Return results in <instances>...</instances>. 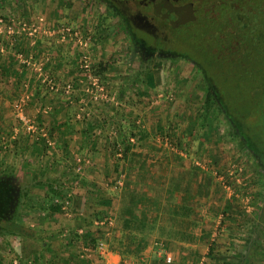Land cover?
<instances>
[{"label":"crops","instance_id":"obj_1","mask_svg":"<svg viewBox=\"0 0 264 264\" xmlns=\"http://www.w3.org/2000/svg\"><path fill=\"white\" fill-rule=\"evenodd\" d=\"M57 7L60 15L56 17L55 22L66 21L68 24H31L42 27V33L35 38L18 35L0 36V141L3 140V144L8 141L9 150L14 151L16 147L14 148L12 144L25 135L28 138L25 151L18 150V152L19 155L24 153V158H29L28 169L34 172L52 173L57 164L56 172L60 174L58 178H64L62 173L73 174L75 171L77 174L74 178L71 177V187H67L68 190H66L69 191L67 196L73 197V205L77 208H73L70 215L57 214L52 217L58 220L64 216L68 218L62 221L67 223L60 226L59 230L57 228L55 232L52 230L54 232L52 239L41 240L47 252V258L43 262L45 264H98L101 260L105 264H183L184 252L187 249L190 253H197L194 245L171 243L168 249H163L153 244L140 257L133 256L124 260L122 253L127 250L129 242L124 240V247H120L118 243L130 232L124 228L122 196L125 188L135 192L138 198L135 204V216L139 217L145 212V216L150 218L151 227L146 229L145 234L152 238H156L157 226L163 216L165 198L176 196L178 203L187 199L190 205L196 207L201 217L200 226L195 233L206 239L210 234L207 231L204 232L203 223L208 221L209 207L213 204L210 197L197 196L196 189L197 184H209V171L204 165L194 163L192 157L188 156V151L168 147L160 141L159 135L153 134L150 125H157V123L151 122L149 126L144 123L143 114H148L145 105H140L141 111L144 112L140 116L137 112L138 105L136 109H130L129 105L126 106V103L122 102L121 106H117L118 103L113 104L110 100L100 104L90 101L87 80L77 70L80 59L77 52V50L80 51L78 43L74 39L71 40L68 34L65 36L67 39H64L61 32L64 28H71L79 32L83 40L89 39L91 61L95 65L97 60L104 59L103 55L100 59L95 54L104 51L109 27L106 26L107 24L104 26L107 29L101 32L102 41L98 43L96 41L99 37L96 30L98 21L95 26L89 21L86 22L84 13L87 12L84 8L74 6L70 17L68 4ZM16 8L12 9L15 13L27 10L26 6L23 10ZM31 9L30 14L18 20L29 22L33 20L32 17L44 20L46 17L42 15L44 11H36V6H34L35 10L32 6ZM28 17L31 18L28 19ZM73 22L75 24H72ZM44 76L62 84L73 82V92L65 95L51 92L42 82ZM20 109L34 121L38 128L40 126L41 129L46 130L52 142L46 149L43 147L42 140L39 139L42 137L40 131L29 139L31 134L19 119ZM130 110L136 112V119ZM135 123L137 129L133 130L132 126ZM140 128L149 131L148 138L142 141L138 140V136H131L134 133L138 134ZM182 136L185 139L188 137L187 133ZM122 138H130L132 142L131 150L125 158L122 155L119 156L122 159L118 169L120 177L117 179L112 142H118ZM45 141L47 143L46 139ZM35 158L37 163H34ZM146 172L155 173L153 181L149 180ZM194 174L197 180L191 184L192 191L188 195L175 191L176 183L172 181V178H182L183 184L187 185ZM83 180L88 181L86 186L83 185ZM61 183L66 186L64 180H61ZM62 189L66 188L62 187ZM217 191L218 187L212 184V194ZM88 216L101 218H92L94 220L92 226L76 228ZM104 219L110 220L111 224L105 226L96 224L97 221ZM75 228L79 236H85L90 230L97 229L102 235L99 242H104L108 246L106 258H100L90 242H85L83 239L80 242H74L71 234ZM80 231H83V234H80ZM256 248L240 246L235 253L248 252L246 264H264V250L257 254ZM168 256L172 258L170 263L167 261ZM154 257L163 259V262L155 261Z\"/></svg>","mask_w":264,"mask_h":264},{"label":"rangeland","instance_id":"obj_2","mask_svg":"<svg viewBox=\"0 0 264 264\" xmlns=\"http://www.w3.org/2000/svg\"><path fill=\"white\" fill-rule=\"evenodd\" d=\"M61 4H68L70 17L74 6H81L84 8L85 12H87L84 13L85 20L86 22L89 21L93 26L96 25L100 18L98 13L87 1L78 2L73 0H35L24 5L27 7L26 11L15 13V11L13 12L12 9H10L9 11L0 13V17L15 18L18 22V18H24L26 14H30V10H32L31 6L33 9L34 6H36V11L38 12L41 8L45 7L41 11H44L42 15H46V17L44 16L45 18L43 21L39 20L37 17H32L33 20L30 19L31 21H29L32 24H64L66 21H64V23H62L63 21L55 22L56 17L60 15L57 6ZM41 5L42 7L40 8ZM24 6L17 5L15 7H18L16 9L23 10ZM11 12H13L14 15L11 14ZM29 18L31 17H28V19ZM59 19L62 18L59 17ZM34 21L39 22L35 23ZM72 24L75 23L73 22ZM106 26L109 27V31L107 30L108 40L106 39L104 42V51H100L95 55L97 58H104V61H108L111 64V68L105 80V86H107L110 98L112 99L111 103H118L119 105L117 106H121L120 103L122 102L126 103V106L129 105L128 107H130V109H136L138 105L137 100L139 101L140 98L143 99L144 101L141 100V102L144 103H139V110H137V112H139L141 116L143 111H141L142 108L140 104L143 106L145 105L148 114L145 115L143 112L144 123L148 126L152 123H157V125H150V130L153 134L156 136L159 135L160 141L172 148L176 147L177 144L173 135L182 136L187 133L188 137L183 144V149L190 152L194 163L204 165L208 169L209 175L214 176V180L216 179L214 184L218 187V191L216 193L213 192L210 196L214 207H209L208 221L203 223L204 232L207 231L210 235L201 242L192 244L197 250V253H190L188 251L189 249H187L186 252H184L182 263L202 264L203 262H210L212 258L209 256V248L214 240H216L218 245L215 255L220 260L229 259V257H239L241 253L237 254L235 251L239 250L240 246H245L248 234L250 233H254L252 234L254 238H251V241H253L251 243H253L254 246H252L253 244L249 246L254 248L257 247V250L259 246H264V213L262 211L264 199L261 198L260 179L253 164L252 157L237 147L236 142L230 138L227 134V130L220 124V121L217 120L216 125L219 129V133L207 135V138L202 142L198 140V136L203 132L201 131L200 133V130H195V136L189 138L190 131L195 129L194 121L195 117L198 115L197 111L203 106L204 101L202 92L196 86V80L192 75H189L187 71H183L182 73L176 72V74L171 75L163 73L155 77V79H153L152 76L145 77L142 80L130 78L123 60L122 38L119 34H116L111 24H107ZM90 50L91 47L89 46V51ZM262 53H264V51ZM91 54L90 52V55ZM102 55L104 57L101 58ZM100 62V60H97L93 66H97ZM224 78H226V76H222V84L226 89L228 79L227 82H225ZM153 80L154 82L151 83ZM147 83L150 84L147 86ZM242 95L247 96L248 101L247 105L242 109L243 112L237 116L240 121V127L247 135L252 146L261 153V159L264 161V94L257 93L255 96H251V94L245 92L238 96V94L236 95L234 92L231 93V97L238 100H240ZM119 98H121V101H119ZM130 112L133 113L132 115L136 119V112L131 110ZM160 127L163 133L159 130ZM2 142L4 141H0V164L2 163L8 166L15 165L19 168H26L30 165L27 163L29 158H24V153L18 157L16 149H14V151L9 150L10 143L8 141H5V144ZM186 144L188 145L186 146ZM36 158L33 159L34 163L38 162ZM56 167L57 164L53 172L51 171L52 173L29 170L37 175L39 182L52 183V177L58 178V176H60V174L56 172L58 168ZM72 176L74 178V174L72 173H62V177L64 178H58L59 180L65 181L66 186L61 183V186L66 188L65 191L68 190L67 187H71L70 179ZM46 194L47 187L40 185L36 189V196H33L30 201L32 213L27 220L26 234H30L29 236L33 239L27 238V235H25L26 237L20 235L10 242L8 241L1 245L0 264H14L13 260L15 257L19 258L21 264H28L29 260L35 261L36 264H43V261L46 260L47 252L45 248L42 247L41 240L46 239L49 241L52 239L56 228L59 230L60 226L67 223L62 221H66L68 218L66 216L62 218L58 217L59 220L53 219L52 217L47 218L45 216L46 212L37 211L38 202L41 203ZM229 200H234L236 202L237 208L233 210L236 215L233 219L226 216L225 219L224 217L220 218V215H222L229 204ZM33 207H35V209H33ZM72 209L71 207L68 212L71 213ZM250 218H252V222H250ZM223 220L224 223L222 224ZM52 230H54V232H52ZM228 253L230 254L229 257L226 255ZM178 256H180L179 253ZM23 259L29 260L24 261Z\"/></svg>","mask_w":264,"mask_h":264},{"label":"flooded vegetation","instance_id":"obj_3","mask_svg":"<svg viewBox=\"0 0 264 264\" xmlns=\"http://www.w3.org/2000/svg\"><path fill=\"white\" fill-rule=\"evenodd\" d=\"M32 1L0 0V13ZM73 1H87L122 38L130 78L142 80L183 71L193 76L203 99H211L216 120L237 147L252 157L264 199V170L253 158L237 117L248 98L231 97L232 92L238 96L264 94V0H170L176 6H198L196 20L176 29L155 15L150 4H141L132 13L117 0ZM222 76H226L225 82L228 79L226 89ZM39 186L37 175L27 167L0 164V246L27 230L30 201Z\"/></svg>","mask_w":264,"mask_h":264},{"label":"trees","instance_id":"obj_4","mask_svg":"<svg viewBox=\"0 0 264 264\" xmlns=\"http://www.w3.org/2000/svg\"><path fill=\"white\" fill-rule=\"evenodd\" d=\"M107 23H108L107 20L103 17L98 20V23L96 26L97 35H99V37L96 40L98 43L100 41H102L100 38V35H101V32L105 29L104 26ZM77 52L79 53V58H81L82 50L81 49H80V51L77 50ZM110 65L111 64L108 61L102 60L97 66H93V68H92V73L95 76L100 78L103 85H105L107 73L111 68ZM77 68H78L77 70H79V66ZM152 78L155 79L153 76H152ZM153 82H154V80L151 81V83H153ZM71 84L73 85V82H71ZM149 84L150 83H147L146 85L148 86ZM73 90H74V86H73ZM107 90H108V88H107ZM55 94H64V93H55ZM89 95H90V101L93 103H96V104L106 103L109 100L112 101V99L110 98V95H109V100H99V101H94L92 99V95L91 94H89ZM141 100L144 101L141 98L139 101L137 100L138 105H139V103H144V102H141ZM119 101H121V98H119ZM197 114L198 115L195 117V121H194L195 122V125H194L195 129L193 131H190L189 138L194 137L196 131H199V130H200V133H201V131L203 132L202 134H200V136H198L199 137L198 140L202 141V142H203V140H205L207 138V135L209 136L212 133H219V129L217 128V125H216L215 109L213 108V104L211 103V99L209 97L204 98L203 106L199 108V110L197 111ZM38 129L40 130L41 127L39 126ZM132 129L133 130L137 129L136 123L132 126ZM159 130L162 132L161 127L159 128ZM148 133H149V131L140 128V130L138 131V134L134 133L131 136L132 137L138 136L139 137L138 140L142 141V140H145L148 138ZM29 134H31V133H29ZM32 135L33 134H31V136H29V139L32 138ZM243 136L246 138V144L248 145V148L251 149L252 152L254 153L253 158H255L256 160L259 161L260 165L262 166V168L264 170V161L261 159V156H262L261 153H259L255 149V147L252 146V143L248 140V137L246 134H243ZM173 137H174V139H176L175 140V142L177 143L176 148H178V149L181 148L182 150H185L187 152L186 149H183V144L186 141L185 137L177 136L175 134L173 135ZM36 139H38V138H36ZM39 139H40V141L42 140V142L44 143L43 147H44V149H46L48 147V143H46L45 138L39 137ZM171 140H173V139H171ZM27 141H28V138H26L25 135H22V137H19L18 142L15 141L12 144V146H14V148L15 147L17 148V149L15 148L17 150V152H18V150L19 151H21V150L25 151ZM40 141H39V143H40ZM131 142L132 141L130 138L129 139L128 138L127 139L122 138V139L118 140V142L117 141L112 142L114 159L116 161L117 179L120 177V174H118L119 173L118 169H119L120 161L122 159L119 156L122 155V157L125 158L127 153L131 150ZM187 145L188 144H186V146ZM187 153H188V156L191 157L189 151ZM18 157H19V152H18ZM177 159H179V158H177ZM77 169H75V170L77 171ZM73 174L74 175L76 174L75 171ZM147 174L149 175L148 176L149 180L153 181V179L155 177V173H153V174L147 173ZM194 176H195V174L190 177V180H189V182H187V185L183 184L184 181L182 178H178V177L172 178V181L174 183H176L175 184V187H176L175 191L182 192L185 195H188L192 191L191 184L195 183L194 181L197 180L196 176L195 177ZM226 176H228V175H226ZM215 180H214V176H210L209 184H205V185L197 184V189H196L197 196L202 195L203 197L209 198L212 194V184H214ZM51 181H52V183L39 182V185L47 187V194L44 196L43 201L41 203L38 202V210L37 211L46 212L45 216L47 218L53 217L57 214H64L65 213V211L63 210V207L65 205L64 200L68 197L67 194L69 193V191L62 190L61 180H59L57 177H52ZM83 182H84L83 185H85V186H86V184H88L87 183L88 181H86V180H84ZM146 184L148 185V183H146ZM124 191H125V193L122 196V203H123L122 216L124 219V228L128 232H130V234L127 237H124L123 240L120 239L119 243H118V239H116V242L118 243V245H120V247H124V245H125L124 240H126V242H129L127 250L122 253L124 260L130 259L133 256L140 257L142 255V253L150 245H153V244H157V246L162 247L163 249H168V247L171 243L196 244L201 239H204L203 237L197 236L195 233L196 229L200 226V223H201V220H200L201 217H200L199 211H197L195 206L190 205L189 201L187 199H183L181 203H178L176 201V196H172L168 199L165 198V206H164L163 212H162L163 216L161 217L160 224L157 226L156 238H152L149 235H146L145 231L147 228L151 227L150 226L151 220H150V218L148 219L145 216V212L141 213V215L139 217L135 216V213H136L135 204H136V201L138 199L137 195L135 194V192H133L129 188H125ZM71 200H72V205H73V197H71ZM229 201H230L229 204L227 205L226 209L222 213V217H224V219H225V216L233 219V217L236 215V213L233 211L235 208H237L236 202L234 200H229ZM72 208L76 209L77 207L73 205ZM33 209H35V207H33ZM92 218L93 219L94 218L99 219L101 217L88 216V218H86V220L84 222H81L80 224H78L76 228L83 227V226H90V225L92 226L93 221H94ZM249 220H250V222L253 221L252 218H250ZM223 223H224V220H223L222 224ZM76 228L73 231V233L71 234L73 241L74 242H80V240L83 239L85 242H90L92 245V248L96 249L97 245L99 244V238H100V236H102L98 232V230L97 229L96 230H90L85 236L84 235L79 236L78 230ZM26 233L27 232L25 231L23 234H21V236L26 237L25 236V235H27ZM252 234H254V233L248 234V238L245 242V246H247V247L249 245L253 244V243H251V242H253V241H251V238H254L252 236ZM29 235L30 234L27 235V238L33 239ZM257 239H258V237H257ZM257 239H255V240H257ZM112 246H114V245H112ZM252 246H254V244ZM42 247H43V244H42ZM217 247H218L217 242H216V240H214L212 242L210 248H209V256L212 258V260L210 262H203L202 264H246V261L248 258V252L247 253L242 252L240 254V256L235 257V259L233 257H229L230 254L228 253L226 255L229 257V259H221L220 260L215 255L217 252ZM262 249L264 250V246H261V247L259 246L258 247L259 251H257V252H261ZM27 257H29V256H27ZM28 260L26 259L24 261H28ZM154 260L163 262V259L161 260L160 258H157V257H154ZM44 263L45 262H43V264Z\"/></svg>","mask_w":264,"mask_h":264},{"label":"built area","instance_id":"obj_5","mask_svg":"<svg viewBox=\"0 0 264 264\" xmlns=\"http://www.w3.org/2000/svg\"><path fill=\"white\" fill-rule=\"evenodd\" d=\"M31 24L32 23H29L26 20H19L17 22L15 18L0 17V36L18 35V36L35 38L40 33H42V27ZM61 33L62 36H64V39H67V37L65 36L68 34L71 40L73 39L76 40V42L78 43V47L82 50V55L81 58L79 59V72L85 75V78L87 80V92L92 95V99L94 101L109 100V92L107 90V87L102 84L99 77L95 76L92 73L93 64L91 61V55L89 51L90 40L89 39L83 40L81 34L77 31L72 30L71 28H64ZM42 82L53 93L70 94L73 92V85L71 84V82L62 85L60 82L50 79L48 76H44ZM19 119L27 128L29 133L36 134L38 131H40L42 137H44L47 140V143L52 144L46 130L45 129L39 130L38 127L35 125L34 121L30 119L28 116H26L22 109L19 110ZM78 172H80V169H78ZM64 203H65L63 207V210L65 211L64 215H70L68 210L73 206L71 196H68L64 200ZM96 224L98 226H105L107 224H111V221L104 219L97 221ZM80 234H83V231H80ZM95 250L97 251V254L99 255L100 258L102 259L106 258V255L108 254V246L104 242H99ZM167 261L169 263L172 261L171 256L167 257ZM13 263L21 264L18 257L14 258ZM28 264H36V263L35 261L29 260ZM98 264H105V263L101 262L100 260Z\"/></svg>","mask_w":264,"mask_h":264},{"label":"water","instance_id":"obj_6","mask_svg":"<svg viewBox=\"0 0 264 264\" xmlns=\"http://www.w3.org/2000/svg\"><path fill=\"white\" fill-rule=\"evenodd\" d=\"M122 3L128 10L132 13H137L139 11V7L141 4L145 6V4H150L152 7L154 14L159 16L164 20H168L171 22V26L173 29H176L182 25H186L188 21H195L194 17L196 10L198 9L197 5H183L176 6L170 0H117ZM176 12L177 14H182V16L178 17V15L172 14ZM190 14H187L189 13ZM193 14V15H192ZM160 25V24H156Z\"/></svg>","mask_w":264,"mask_h":264}]
</instances>
